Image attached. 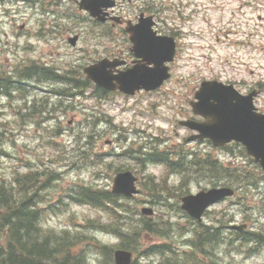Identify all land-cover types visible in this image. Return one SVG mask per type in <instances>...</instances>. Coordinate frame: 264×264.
Segmentation results:
<instances>
[{
	"label": "rangeland",
	"instance_id": "obj_1",
	"mask_svg": "<svg viewBox=\"0 0 264 264\" xmlns=\"http://www.w3.org/2000/svg\"><path fill=\"white\" fill-rule=\"evenodd\" d=\"M38 1L35 8L26 1L0 0V70L18 79L17 69L42 64L62 74L68 71L65 74L72 75L69 79L84 80L83 68L104 57L91 51L97 35L106 31L104 25L74 19L76 15L81 18L82 13L68 0H63L60 8L49 6V2L59 0ZM123 2V9L153 16L159 33L180 41L178 59L171 65L173 72L163 90L131 97L114 93L99 97L92 84L76 93L65 80L38 76L20 79L19 91L14 92L10 86L8 96L1 89L0 178L11 179L16 170L41 168L43 175L33 184L39 193L40 227L53 230L63 240L65 236L60 234L65 232L74 244L73 253L82 254L90 264H114L113 251L124 248L122 238L132 247L124 249L132 252L138 264H174L167 262L171 257H176V264H264L262 169L246 155L242 145L217 149L208 143L186 142L190 132L176 127V119L194 117L188 102L203 79L232 83L241 91L258 88L261 91L256 104L264 107V0ZM151 2L150 10L146 6ZM20 25L24 28L19 29ZM118 33L114 28L109 34L114 35L112 57H121V48L128 45ZM74 35H81V39L77 38L73 47L68 38ZM141 145L148 152L140 151ZM161 149L171 152L169 159L174 160L177 156L173 152L183 150V167L175 173L168 170L166 176L162 163H149V150ZM188 150L197 157L204 156L205 162L187 164L185 160L192 159ZM137 157L143 162L139 163ZM214 158L224 166L249 173L242 174L247 180L238 178L241 182L234 179L233 183L244 186L241 190L248 191V198L243 200L240 193L206 212L203 225L217 228L220 238L194 263L183 255L191 252L189 244L197 225L180 208V198L232 183L221 166L215 169ZM121 170L138 173L141 184L149 181L153 190L152 184L158 183L155 194L119 198L113 204L116 211L109 208L113 206L75 200L85 187L110 190L114 174ZM16 192L18 189L13 188L8 193ZM23 197L20 194L17 199ZM145 207H151L154 213L143 214ZM147 220L158 223L156 232H141L139 236ZM233 223H248V227L237 236V230L229 229ZM252 233L263 240H241ZM133 234L137 239L131 243ZM163 242L174 254L145 252V248ZM103 246L108 251H103Z\"/></svg>",
	"mask_w": 264,
	"mask_h": 264
},
{
	"label": "water",
	"instance_id": "obj_2",
	"mask_svg": "<svg viewBox=\"0 0 264 264\" xmlns=\"http://www.w3.org/2000/svg\"><path fill=\"white\" fill-rule=\"evenodd\" d=\"M148 27V23L141 25L144 30H148ZM134 29L135 27L130 28L129 31L136 44V54L143 56L147 63H153L154 67L148 68L139 61V64L133 68L112 76L106 68L115 66L116 63L102 60L85 68L89 78L107 89L118 87L123 92L132 94L140 88H156L168 77L164 62L173 56L172 39L155 38L161 43L162 49V52L155 56L152 55L154 53L152 51L141 50L140 37ZM114 79L117 83L113 82ZM196 98L197 102L192 103L194 112L205 117L206 121L200 123L185 121L183 123L198 130L200 138L212 139L215 145H222L231 140L242 142L247 148V153L252 155L264 168V115L253 111L251 96H242L232 86H224L217 81H204L196 93ZM135 179L130 171L119 172L114 178L112 190L131 196L138 192L134 186ZM231 194L232 190L229 188L200 191L197 194L184 196L182 208L190 215L200 218L210 203ZM142 211L151 213L150 209H142ZM114 255L115 264H130V252L117 250Z\"/></svg>",
	"mask_w": 264,
	"mask_h": 264
},
{
	"label": "trees",
	"instance_id": "obj_3",
	"mask_svg": "<svg viewBox=\"0 0 264 264\" xmlns=\"http://www.w3.org/2000/svg\"><path fill=\"white\" fill-rule=\"evenodd\" d=\"M15 74L18 79L13 81L18 91L22 85L20 83L21 78L25 79L30 76L55 78V76H59L51 68H39L35 65L17 69ZM6 76V74L0 72V90L4 89L5 92H8V86H10L12 81L11 77ZM70 82H75V87L78 89L83 87V83L80 81L74 80ZM150 158L153 161H166L168 160V153L155 152L150 155ZM199 161L204 162V160L200 159ZM193 162L197 163L192 160ZM175 164L178 165L179 163L175 162ZM222 172L225 177L231 180L232 184L234 179H238L235 171L230 168L222 167ZM41 175L43 173L38 170L18 175L16 181L14 180V184L9 187H6L7 184L0 182V264H90L82 254L73 253L74 244L67 238L65 232L60 234L61 237L65 236V240H63L53 230H44L40 227L41 212L37 206L39 193L33 184L39 181ZM245 177L243 175V178ZM152 186H154L155 190L159 185L152 184ZM13 188H17L18 192L14 194L8 193ZM20 194H23L24 197L17 199ZM118 198L109 190H92L88 187L82 188L76 200L96 206L105 204L114 206L113 204ZM111 209L113 208L111 207ZM152 223L149 220L145 221L142 230L138 231V235L140 236L141 232L155 233L158 223L153 221ZM196 227L195 239L192 241V245L198 251L201 250L206 254L207 248L210 246L212 248L220 238L218 229L202 225ZM252 238L257 239L252 234L244 237V240ZM130 239L132 240L131 243H134L137 239V234L131 235ZM122 244H124L122 247L132 249L131 246L125 243L123 238ZM101 249L108 251L105 246ZM154 249L155 247L145 248V252ZM172 260L174 261L175 258ZM133 264H138V262L134 260Z\"/></svg>",
	"mask_w": 264,
	"mask_h": 264
},
{
	"label": "flooded vegetation",
	"instance_id": "obj_4",
	"mask_svg": "<svg viewBox=\"0 0 264 264\" xmlns=\"http://www.w3.org/2000/svg\"><path fill=\"white\" fill-rule=\"evenodd\" d=\"M69 2H72L75 9L82 13L81 18L79 15L74 16V19L82 21L84 18L91 21L95 25H104L103 30H106L102 36L97 35V40L94 43V47L91 49V51L94 53V56H104L103 58H110L111 56V40L114 38L113 36H110L109 34L113 31L114 28L119 29L118 36H121L123 38L124 43H128L126 48H121V57L113 56L111 59L116 60H124L125 63L120 68L128 67L132 64V60H134L135 55L131 50V43L129 39V35L126 31L127 26H132L137 23L138 16H140L142 11H139L135 13V11H132L131 9H123L122 8V2L123 0H68ZM90 1H95V7H97L100 11V16H103L105 18L104 21H100L96 18H93L89 15L87 10H85L83 7L84 4H87ZM130 1V0H129ZM113 3L112 6L109 5L110 3ZM50 4H54L58 8H60V5L63 6L64 1L59 0L54 2H50ZM152 2L151 5L148 3L146 8L152 9ZM124 10V11H123ZM128 10V11H127ZM138 13V15H137ZM153 13V11H151ZM84 15V16H83ZM113 17H116L117 19H112ZM108 32V34L106 33ZM79 34V33H78ZM93 34L95 35L96 32L93 31ZM81 35L78 36V41H80ZM120 45V44H118ZM90 47H88L86 50L88 51ZM88 55H92L89 52H87ZM261 110V109H260Z\"/></svg>",
	"mask_w": 264,
	"mask_h": 264
},
{
	"label": "bare ground",
	"instance_id": "obj_5",
	"mask_svg": "<svg viewBox=\"0 0 264 264\" xmlns=\"http://www.w3.org/2000/svg\"><path fill=\"white\" fill-rule=\"evenodd\" d=\"M3 241V240H2Z\"/></svg>",
	"mask_w": 264,
	"mask_h": 264
}]
</instances>
